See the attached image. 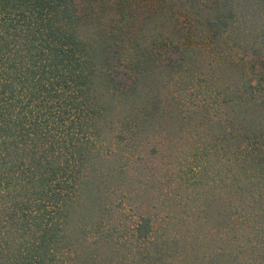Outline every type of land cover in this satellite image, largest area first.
<instances>
[{
    "label": "trees",
    "instance_id": "1",
    "mask_svg": "<svg viewBox=\"0 0 264 264\" xmlns=\"http://www.w3.org/2000/svg\"><path fill=\"white\" fill-rule=\"evenodd\" d=\"M117 6L0 0V264H264V0Z\"/></svg>",
    "mask_w": 264,
    "mask_h": 264
},
{
    "label": "rangeland",
    "instance_id": "2",
    "mask_svg": "<svg viewBox=\"0 0 264 264\" xmlns=\"http://www.w3.org/2000/svg\"><path fill=\"white\" fill-rule=\"evenodd\" d=\"M125 1L129 5L128 18L130 20L129 31L124 37L125 41H127L140 32L144 23L155 13V11L161 9L165 5H170L173 0ZM76 2L80 14L83 15L85 19L103 23L109 33L111 32L113 25L117 24L119 21V15L117 13L119 6H117V0H76ZM201 2L205 3V0H201ZM173 12L177 17L180 26L188 24L190 15L184 6L181 4L173 6ZM123 45L125 53L126 47L125 44ZM167 53H169L167 58L168 61L171 57L175 56L176 51L174 49H168ZM121 54L123 53L121 52ZM166 54L162 55L164 56ZM112 66L114 67V73L117 76V81H119L120 84H125V86H122L123 90L126 91L130 89L129 86L132 85L130 68L118 59L113 62Z\"/></svg>",
    "mask_w": 264,
    "mask_h": 264
}]
</instances>
